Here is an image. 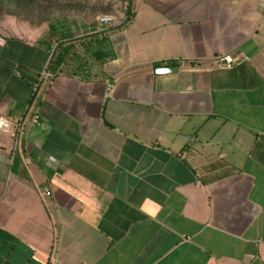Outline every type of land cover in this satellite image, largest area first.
Segmentation results:
<instances>
[{
	"label": "crops",
	"instance_id": "1",
	"mask_svg": "<svg viewBox=\"0 0 264 264\" xmlns=\"http://www.w3.org/2000/svg\"><path fill=\"white\" fill-rule=\"evenodd\" d=\"M69 9L0 39V264H264V0Z\"/></svg>",
	"mask_w": 264,
	"mask_h": 264
},
{
	"label": "rangeland",
	"instance_id": "2",
	"mask_svg": "<svg viewBox=\"0 0 264 264\" xmlns=\"http://www.w3.org/2000/svg\"><path fill=\"white\" fill-rule=\"evenodd\" d=\"M74 2L75 0H33L26 5V9L20 12L19 15L9 14L3 11L0 14V39L27 35L34 37L39 34L48 35L50 38V36L52 37L54 35V30L63 28L66 25L68 19L73 23L79 21L77 20L78 18L69 17L73 11L68 6H71ZM30 8H33V10ZM45 13L48 14L49 19L43 22L41 19L46 16ZM11 41L15 40L9 39L8 48ZM56 47L57 45L55 44L51 45V49L49 50L50 56L48 57L49 63L52 60ZM20 57L24 59L25 54ZM16 58V55H14V60Z\"/></svg>",
	"mask_w": 264,
	"mask_h": 264
},
{
	"label": "built area",
	"instance_id": "3",
	"mask_svg": "<svg viewBox=\"0 0 264 264\" xmlns=\"http://www.w3.org/2000/svg\"><path fill=\"white\" fill-rule=\"evenodd\" d=\"M131 16L125 17V21L129 22ZM114 20L113 16L110 15H105V16H101L99 17V21L101 24H109L110 22H112ZM213 61L218 65V66H223L226 68H231L236 62V58H234L231 54H218L217 56H215L213 58ZM50 76L49 72H47L46 70H44L39 78V81L36 83L35 86V93L34 95L39 91V87H41V85L44 83L45 78H48ZM32 109V105H28L25 113L23 114V116H21L19 119H17L15 121V138L16 141L18 142L19 137L25 132L27 123H31V124H37L39 119H38V115L34 114L31 119L29 118L30 115V111ZM11 120V119H10ZM8 126V122L7 120L4 119H0V127H5ZM20 141V140H19ZM45 193L46 194H50V191L48 188L45 189Z\"/></svg>",
	"mask_w": 264,
	"mask_h": 264
},
{
	"label": "trees",
	"instance_id": "4",
	"mask_svg": "<svg viewBox=\"0 0 264 264\" xmlns=\"http://www.w3.org/2000/svg\"><path fill=\"white\" fill-rule=\"evenodd\" d=\"M33 0H0V14L3 11H6L9 14H14V15H19L20 12H22L24 9H26V5L28 3H31ZM70 6H68L69 8ZM41 7L39 6V9ZM28 9V8H27ZM33 10V8H30ZM41 10V9H40ZM45 17L42 18L41 20L45 21L48 20V14L45 13Z\"/></svg>",
	"mask_w": 264,
	"mask_h": 264
},
{
	"label": "water",
	"instance_id": "5",
	"mask_svg": "<svg viewBox=\"0 0 264 264\" xmlns=\"http://www.w3.org/2000/svg\"><path fill=\"white\" fill-rule=\"evenodd\" d=\"M162 71H168V72L170 71L171 72L172 68H163Z\"/></svg>",
	"mask_w": 264,
	"mask_h": 264
}]
</instances>
